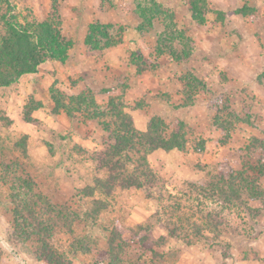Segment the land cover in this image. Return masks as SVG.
<instances>
[{
  "label": "rangeland",
  "instance_id": "374dc122",
  "mask_svg": "<svg viewBox=\"0 0 264 264\" xmlns=\"http://www.w3.org/2000/svg\"><path fill=\"white\" fill-rule=\"evenodd\" d=\"M168 1L182 12L189 8L182 7L188 0ZM10 4L18 23L32 28L50 23L56 37L55 59L42 64L36 75H26L18 85L0 90V264H47L38 258L37 237L23 244L13 236L17 228L9 187L16 177L31 178L34 193L53 207L78 213L77 220L63 225L43 210L55 220L49 225V248L62 264H240L242 258L247 264H264L257 250L264 241L263 234L259 235L264 202L246 199L245 205L234 202L225 206L189 188L191 182L207 184L213 175L228 177L253 168L264 171V156L258 162L247 149L251 139L264 136V59L240 51L253 33H220L227 39L228 49L215 53L220 64L207 77L208 99L203 93L191 96L194 91L207 92V73L181 65V77L189 79L190 75L199 82L191 88L185 86L186 99L167 112L161 104L164 96L143 92L152 84L151 77L159 78L162 66L170 67V51L178 57L190 51L180 63L201 60L191 53L197 46V33H192L196 29L186 20L183 24L181 17L170 18L169 6L150 30L141 33L137 30L140 19L134 15L135 0H10ZM4 12L6 7L0 8V14ZM92 24L109 26L98 35L100 48L96 33H88ZM200 28L205 31L208 25ZM167 30L182 33L183 42H170ZM262 35L264 41V32ZM203 41L201 37L200 43ZM51 89L67 98L90 92L103 108L110 98L119 97L127 113L151 105L149 112L163 121L167 134L178 129L185 134V149L150 156L156 182L143 189L118 191L110 199L97 195L108 209L95 214L81 200L80 192L103 177L96 171L92 154L103 151L113 140L97 120L78 113L72 119L61 111L55 114ZM181 106L183 109L176 110ZM35 109L39 110L35 122H25V114L31 115ZM254 153L259 157L258 151ZM8 163L11 169L4 170ZM256 179L264 191V175ZM177 198L182 207L190 209H185L178 238H170L157 221L177 220ZM199 208L214 211L216 217L208 223L205 214L198 217ZM193 221L197 224L191 226ZM137 225L150 226L145 233L152 242L151 250L144 249L130 233ZM112 231L121 233L122 239L110 240Z\"/></svg>",
  "mask_w": 264,
  "mask_h": 264
},
{
  "label": "trees",
  "instance_id": "16d2710c",
  "mask_svg": "<svg viewBox=\"0 0 264 264\" xmlns=\"http://www.w3.org/2000/svg\"><path fill=\"white\" fill-rule=\"evenodd\" d=\"M207 1H189L193 19L200 23L202 22V16L208 9ZM10 6V0H0V8L6 7V12L0 14V25L4 29V33L0 35V90L15 85L24 75L37 73L38 68L47 60L55 59L53 42L56 33L51 24L44 22L35 28L25 27L16 21ZM134 11L140 19L137 30L141 33L150 30L154 21L161 19L166 12L156 0H135ZM173 17L171 14L170 18ZM108 28L109 26L92 24L89 26L88 33H96V44L99 46L101 40L98 35L107 32ZM165 35L170 42H183L182 33L175 35L174 31L167 30ZM89 39L87 37V42ZM98 46H96L97 49ZM157 51H160L159 48H157ZM189 52L183 51L182 56L178 57L174 54L175 52L170 51L169 55L179 60L188 57ZM195 83L197 81L189 75L186 86L191 88ZM55 92V89L50 91L55 106V114L61 111L66 117L72 119L74 114L78 113L82 114L85 119L97 120L109 134V138L113 140V143L109 144L103 151L92 154L96 171L102 172L103 177L96 178L92 187H86L80 192L81 200L84 199L83 202L95 214H100L108 209L106 201L97 198V195L110 199L118 191L143 189L156 182V176L148 160V156L154 151L169 152L185 149V134L180 129L167 134L164 123L160 118H152L145 132L138 131L119 97L110 98L103 108L96 102L95 97L90 92L81 93L72 98L64 97L62 94ZM104 119H108V121L105 122ZM24 121L31 124L35 122L30 113L25 114ZM247 149L260 162L264 156V136L251 139ZM256 151H258L259 157L254 155ZM262 167L264 168V164ZM130 168L133 170L131 171ZM3 169L10 170L11 163L6 164ZM256 171L255 168L245 169L232 173L228 177L213 175L207 184L199 185L191 182L189 188L196 195L214 198L225 206H230L234 202L245 205L247 204L246 199L264 202V191L257 184L256 179L261 178L264 171L261 169L257 171L258 177L255 178L253 176ZM0 182H2L1 178ZM33 186L32 179L29 177L26 179L16 177L10 184V204L13 205L12 216L15 228H17L13 236H15V240L18 241L19 239L23 244L31 238L37 237L40 245L37 250L39 252L38 258L44 260L47 264H62L58 260L59 256L57 258L56 253L49 248V240L51 239L49 225L55 224L54 219L61 220L63 225H70L71 221L79 218V215L68 211L67 208L53 207L47 200L34 193ZM86 198L92 199L88 201ZM176 200V211L174 212L177 215V220L171 221L172 218L169 217L165 222L157 221L160 224L159 226L162 225V228L168 232L170 238H178V231L182 230L181 220L184 219L185 209H190L189 207H182L178 198ZM43 210H46L47 215L53 214L54 219L44 215ZM204 214L209 219L208 223L216 217L214 211H205L199 208L197 211L198 217L203 218ZM84 215L87 216L86 213ZM193 222L191 226L197 224L195 221ZM136 228L135 232L130 231L134 240H138L144 249L151 250L152 242L145 233L150 229V226L137 225ZM111 237L110 240L112 241L122 239L121 233L118 234L116 231H112ZM119 246L121 245H118V250H120Z\"/></svg>",
  "mask_w": 264,
  "mask_h": 264
},
{
  "label": "crops",
  "instance_id": "0c3cea01",
  "mask_svg": "<svg viewBox=\"0 0 264 264\" xmlns=\"http://www.w3.org/2000/svg\"><path fill=\"white\" fill-rule=\"evenodd\" d=\"M189 1L190 0H188L187 5L183 3L182 7L187 9L186 7L189 5ZM158 4L165 11L167 10V7L165 6H169L170 10H167L169 13H172V15H175L177 18L181 17L179 19L183 21V24L184 20H186L188 23H190L192 29H196H193L192 33H197V46L195 47V51L194 49L191 50V53L196 58H201L200 61L192 60L190 63H186V61L185 63H180L186 58L176 60L171 56L173 59L170 57L168 61L170 67L164 69V67L162 66L163 74L160 75L159 78L151 77V85L153 86L150 85V87H145L143 92L147 93L148 95L151 94L155 96H164L163 99L165 100L162 99L163 101H161V104H163L162 108H165L166 110L171 109L173 107V104L175 106H178V102L182 103L186 99V94L183 92V90L186 86L187 79L186 77H181V65L185 69L188 68L187 66H191L190 68L192 70L202 74L206 72L207 76H205L204 80H206L205 87L207 89V86H209L207 84H209L210 82L209 78L207 77L213 75V73L215 72L216 64H220L217 63L215 59V53L217 52V50L218 52L226 53L228 49L226 45L227 39L220 33H226L229 30L231 33H253L252 36L248 37L247 40H245V43H243L240 51L245 55L253 53L257 56V58H260L261 60L264 59V41L263 38H261L264 32V0H208V9L206 13L202 16L201 23L193 19V13L191 12L190 7L185 11V13L182 12L180 8L175 9L172 4V1L167 0L165 6L160 2H158ZM134 15L138 18V16L135 14V11ZM205 25H208V28L204 31L200 27H204ZM200 33L204 34L201 35ZM201 37L205 40L203 41V43H200ZM218 38H222L223 41H220L221 39L219 40ZM261 63V68H263L264 63ZM221 64L225 65V63ZM36 74L37 73L29 75L32 76ZM24 76H22L19 81L22 80ZM193 79L199 82L197 78L193 77ZM204 91L205 90H203L202 92L199 91V93H195L194 91V95L192 94L191 96L198 97L199 94L203 93V95L208 99L210 96L209 88L207 89V92ZM151 108V105L143 104L141 107L134 109L129 113L133 120L134 127L138 131L145 132L148 128L150 120L155 117L153 115V111L149 112ZM179 109H183L182 106L177 107L176 110ZM37 111L39 110L33 111V113L31 114L33 119L37 118L36 115H34L35 113H37ZM8 116L11 117V113H9ZM10 120L12 121V117ZM176 151L178 150H171L169 152H165L163 150H156L148 156V160H150V156H152L153 154H166ZM199 155H201L200 152ZM259 227H261V229L259 228L261 230V232L259 231V235L263 234L264 238V223L259 224ZM257 250L258 254L261 256V260H264V241L258 245ZM246 261L247 260L242 258L240 264H247Z\"/></svg>",
  "mask_w": 264,
  "mask_h": 264
}]
</instances>
